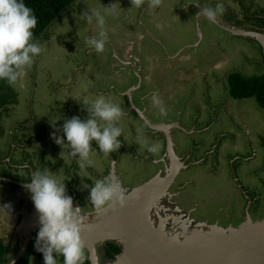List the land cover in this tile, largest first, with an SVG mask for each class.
Listing matches in <instances>:
<instances>
[{"label":"rangeland","instance_id":"obj_1","mask_svg":"<svg viewBox=\"0 0 264 264\" xmlns=\"http://www.w3.org/2000/svg\"><path fill=\"white\" fill-rule=\"evenodd\" d=\"M204 1L206 0H203L202 6H204ZM113 3L120 10H124L126 7L131 8L130 0H122V2L121 0H110L103 6L96 0H77L36 41L44 51L34 58V63L30 67L24 70V76L18 84L9 86L5 81H0V180H2L0 189H16L12 182L6 180L13 177L9 174L16 169L14 167L17 165L24 168L19 170L17 177L19 175V178L22 177L26 183L30 181L34 171L50 170L61 181L62 175L65 174L67 194L71 195L68 192L70 190L74 203L80 206L85 232L88 228L91 231L96 229L105 216L118 213L121 208L109 207L103 212L104 214L98 213L91 201L88 202L89 199L82 198L83 196L79 193V188L76 185L79 180V171L76 165L78 161L77 158L70 155V149H66L67 144L63 149L55 142H51L54 146L52 153L45 151L47 149H41V152L35 153L33 149L35 147L38 149L39 146L43 148L48 144L47 132L49 129L56 130L52 127L51 121H57V128L60 129L57 133L60 136L64 135L62 132L64 119L73 117L75 109L72 99L68 98L69 96L59 93L55 96L51 92V88L56 86L54 73H59L65 66L74 75L76 70H81L84 67L87 61L86 52L90 47L87 41L97 37L101 31L95 21L89 24L86 20V15L93 9L101 11L105 15L104 31L106 34L111 32L114 35V30L118 29L112 26L110 17L115 19L118 15H107L103 11L105 7ZM212 3L213 1L205 8H210ZM249 4L251 3L248 0H241L239 3L241 12L246 13L248 17H250ZM231 6L235 7V5ZM224 7L232 10L230 7ZM134 8L137 14H140L139 9ZM154 12L158 13L159 8H155ZM193 12V7H190L187 15L190 16ZM167 14L169 12H166ZM181 19L183 16L180 12H174V10L169 18L164 16V20H166V24L162 25V29L165 30L164 34L181 33L183 24ZM137 20L138 18H136ZM179 22L181 24H178ZM194 22L190 26L186 22L183 30L185 31L188 26L189 32L199 36L198 21ZM226 37L230 38L231 34L227 33ZM162 41L161 39V43ZM148 43L149 45L146 44V46L154 47L151 42ZM249 45L251 47L249 53L247 52L246 56L237 53L238 60L233 62L235 69L229 66L230 72L226 75V80L222 78L219 81L218 85L221 86V89L218 88V95L220 98L215 99L212 82L210 86L205 84L204 100L205 106L208 108L207 116H204L205 111L199 103L192 106L194 100L174 101L169 99L162 107L163 112L167 113L169 106H174L172 109H176L179 114L175 118L177 122H182L181 126L183 127L188 123L186 122L189 118L187 115L193 108L195 109L192 110L194 115L191 116L192 130H200L202 120L212 126V130H203L201 135L191 136L188 140V150L183 154V156L185 155L183 159L185 166L182 169L181 177L176 178L170 185L162 186L163 193L161 195L149 194L145 206L142 209H136L141 213V217L144 218L148 227L157 231L159 236L164 234L163 239L169 244L165 254L175 264H220L223 261L231 260L236 253L230 250V245L237 241L246 246L248 243H252L259 250H264V109L259 106L255 98L238 101L229 95L228 78L232 74L231 72L235 73L236 71L251 77L264 74V62L252 56L254 47ZM156 46L159 50L165 49L158 42ZM109 53L105 46L104 52L100 54L109 55ZM98 59L101 60L100 57ZM69 60L80 67L77 68V65L73 67ZM254 61L255 63H253ZM258 61L260 64L257 63ZM134 74L131 72L126 76H134L133 80H135L137 77ZM173 80L171 79L169 84ZM64 81L60 83H64ZM144 91L145 87L136 95V98ZM123 92L124 90H114L121 100H125L128 97ZM109 96L112 101L116 102L117 99L114 100L111 95ZM150 102L153 104V97L148 104ZM246 105H249L246 111L237 109V107H246ZM152 109L156 110L154 104ZM164 117L156 116V119L166 123ZM167 117L172 119V116ZM131 119L144 120L143 123L148 124L143 116H128V122ZM152 134H147L146 138L142 136L143 140L147 142L146 144H149L147 139H151ZM131 139H135V136H131ZM120 140L121 148L110 154L115 159H119L121 154L127 156L128 153L127 137L122 134ZM126 142L127 145L124 146ZM136 144L140 145L141 143ZM97 149L99 148L92 147V154ZM167 153L168 150L163 157H166ZM35 155L39 165L35 164ZM48 156L50 157L48 158ZM106 156L107 159L102 160L106 161L105 163L113 164L109 155ZM143 157L146 158H140L144 161H139V163L130 164L128 161L120 163V166L127 171L124 175L126 184H129L132 190L136 189L135 191L156 180L155 176L165 166L162 161L156 164L153 155L149 152L145 153ZM180 157L182 158V154ZM92 167L94 173L97 174L100 173L99 171L105 170V166L100 170L99 165ZM128 196V202L137 198V195L133 193ZM7 201L4 199L0 206L5 211L3 214H8L2 219V222L0 220V238L10 244L16 236L23 246L26 241L25 231L27 229H25V224L23 226L20 223H18L20 227L15 228L13 213L7 211L9 205ZM17 207H20L19 203H17ZM0 211L2 210L0 209ZM88 215L95 219H89ZM36 219L39 220V218ZM114 221L117 219L115 218ZM113 226L116 227V225ZM32 227V239H36L39 228L35 224ZM133 236V245L136 247L131 250L134 257L130 258V263L128 257L125 258L128 250L120 241L122 238L117 237V234L112 237L107 236L106 240L99 238L94 242L91 251L85 248L87 250L86 258L93 261L97 257L98 264H156L159 260L158 256L153 258L146 254L143 250L144 247L137 246ZM222 240H224V244L221 243ZM229 240H234V242H228ZM111 244L118 246L120 250L109 249ZM106 246L107 248H105ZM189 248L191 249L189 250ZM104 249L107 252L110 251L112 256H107ZM20 252L19 249L16 255ZM36 255L37 253L33 255L35 257L33 264H44V258ZM159 258L161 259L162 256ZM60 260L61 257H58L57 264H63Z\"/></svg>","mask_w":264,"mask_h":264},{"label":"crops","instance_id":"obj_2","mask_svg":"<svg viewBox=\"0 0 264 264\" xmlns=\"http://www.w3.org/2000/svg\"><path fill=\"white\" fill-rule=\"evenodd\" d=\"M96 1L103 6L110 0ZM212 1L213 3L210 8L215 9L213 7L214 5L223 4L232 10L225 8L224 13L218 16L214 22L210 21L206 16L201 14L199 7L205 8ZM248 1L251 3L248 6L250 17L246 16V13L241 12V7L239 6L241 0H206L204 1V6L201 5L203 0H161L160 6L157 7L159 8L158 13L154 12L155 8L149 7L147 2L138 8L140 14H137L134 7H126L124 10L117 9L118 16L115 19H112L111 16L110 21L112 22V26L118 30H114V35L111 32L107 34V40L105 42L110 56L108 54H98L93 47H89V50L86 52L87 61L81 70H76L73 75L72 71L64 66L62 68L63 70L59 73H54L56 86L51 88V92L55 96L59 93L63 96H69L68 98L72 99V104L75 109L73 110L72 116H79L81 119H86L89 116V113L84 109L82 103H78L72 98L73 96L92 101L100 95L112 100L109 96L111 95L114 100L117 99L116 102H113L119 104L120 107L122 106L121 109L124 112L119 126L122 128L123 134L127 137L126 141L129 144L127 156L121 154L119 159H115L114 156L109 155L108 157L111 158L113 164L105 163L106 161L102 159H107V156L93 142L92 147L99 148L92 154L94 166L99 165V170L105 166V170L99 171L100 173L97 174L92 170L93 167L81 169L77 162L79 180L76 185L79 188V193L83 196L82 198L88 199L90 191V188L83 186L84 184L92 186L96 180L102 179L110 173L119 177L128 195L138 193V191H135L136 189L132 190L131 186L126 184L124 175L127 171L120 166V163L128 161L130 164H134L139 163V161H144L140 158H144V154L148 151L145 146L147 142L143 140L145 143H141V139L139 138L141 134L145 137L147 134L153 133L151 139H147L149 143L147 145H160L158 153H149L153 155V160L156 164L160 161L165 163L162 171H157L159 173L155 176L157 178L156 180L159 182L165 181V178L170 177V171L177 166L180 167V171L175 176V179L180 178L182 169L185 166L183 164L185 155L183 156V154L188 150V140L191 136L201 135L203 130H212V126L206 123L205 120H202L201 129L192 130L193 121L191 116L194 115L192 110L195 108H191L192 110L187 115L189 116L186 120L188 123L183 127L181 126L182 122H177L175 118L179 114L176 109H172L174 106H169L167 113H165L159 110L160 108L158 107H156V110L152 109L153 104L151 102L148 104V102L153 97V94H156L162 101L161 107L169 99H173L174 101L194 100L192 106L199 103L205 111L204 116H207L208 108H206L204 100L206 91L205 84L207 83L210 86L212 82V88L215 89L214 97L215 99L217 97L220 98L218 88L221 89V86L218 83L222 78L226 80V75L230 72L229 66L235 69L233 62L238 60L237 53L246 56L247 52L249 53V48H251L249 44H251L254 47V54L252 56L264 62V0ZM125 5L127 6L128 4ZM231 5H235V7L232 8ZM190 7H193L194 12L188 16V9ZM173 10L174 12L179 11L181 16H183V19H181L183 22L181 27L182 31L181 33L171 32L170 34H164L165 30L164 28L162 29V25L166 24L164 16L169 18ZM166 12H169V14L166 15ZM136 18H138L137 21ZM193 21H195L194 23L198 21L199 36L189 32L188 26L185 31L183 30L186 22L190 26ZM178 24H181V22ZM122 26H125V28H122ZM227 33L231 34L230 38L226 37ZM161 39L163 40L162 43ZM148 42H151L154 47L146 46V44L149 45ZM157 42L161 44V47H165V49H157ZM130 53L134 54L135 57L130 59ZM69 61L73 67L77 65L75 62ZM79 67L80 65H77V68ZM138 68L140 69L138 70ZM131 72L135 73L134 75L138 80L137 78L133 80L134 76H126ZM171 79L174 80L169 84ZM63 80H65L64 83H60ZM144 87V93L139 94L136 98V95ZM114 90H124L123 93L128 98L121 100L114 93ZM47 96L49 97V95ZM57 96L60 97V95ZM249 99L251 98L237 100L248 101ZM222 106H224L223 103ZM248 106H240L237 109L246 111ZM128 116H143L149 125L143 123L144 120L138 121L131 119L128 122ZM156 116H165L164 122L166 123L159 122ZM167 116H172V119H169ZM170 122L172 123L167 124ZM52 132L50 129L47 132L48 144L43 148L41 146L38 149L35 147L33 149L35 153L41 152V149H47L45 151L49 153L53 152L54 146L51 142H54V140L51 138ZM131 136H135V139L130 140ZM127 142L126 144L124 143V146L127 145ZM136 143L141 144L138 145ZM67 148L69 147L67 146ZM166 150H168V153L166 157H163ZM172 152H175L178 156L182 154V158L179 156L180 162L175 164L177 159L172 154L170 155ZM162 157L163 159H161ZM34 160L35 164L39 165L36 155L34 156ZM14 168L16 169L12 170L9 174L13 177H10L6 181L9 180V182H12L16 186V189H0V206L4 199L8 200L7 203L9 205L7 206V211L13 213L15 228H19L18 223H20L21 225L25 224L26 229L31 227V219L38 218V214L30 194L24 187L26 182H24L22 177L19 178V175L17 177L19 170L24 168L19 165ZM65 178V174L62 175V182H66ZM1 182L2 180H0ZM68 192L72 195L70 190ZM17 203L20 204V207H17ZM0 209L2 210L0 211V220L2 222V219L7 217L8 214H3L5 211L2 207ZM88 217L89 219H95L93 216L88 215ZM17 244H21V241L15 236L12 243L10 242L11 249L14 250ZM36 253L37 257H43V254L38 251H35L33 255ZM33 255L32 264L35 259ZM60 261L63 262L62 256Z\"/></svg>","mask_w":264,"mask_h":264},{"label":"clouds","instance_id":"obj_3","mask_svg":"<svg viewBox=\"0 0 264 264\" xmlns=\"http://www.w3.org/2000/svg\"><path fill=\"white\" fill-rule=\"evenodd\" d=\"M147 2L151 8H157L161 0H130L131 7L140 8ZM107 15H116L115 3L104 8ZM201 14L210 21L222 15L225 11L223 4L213 8H201ZM89 24L93 21L99 25L101 31L97 37L87 41L96 52L105 50L107 34L104 31L105 15L93 9L86 15ZM38 18L25 0H0V81L9 86H16L24 76V70L34 63L44 49L34 39V29ZM89 113L88 118L79 116L65 118L62 126L63 136H58L57 121L52 123L56 129L51 138L63 149L70 148V155L77 158L79 167L85 169L94 166L92 159V143L98 144L105 155H110L121 148L120 137L123 134L119 122L124 116L119 104L100 95L96 99H79ZM154 106L160 108L162 101L153 94ZM140 131V130H138ZM143 141L142 134L139 137ZM149 153H158L160 145H147ZM63 152V151H62ZM90 188L88 199L97 212H104L107 208L126 207L129 196L120 179L115 174H109L98 179ZM30 194L39 218V230L35 240L36 251L43 254L44 264H57L58 257H63V264H85L86 250L82 232L84 218L80 214V206L74 203V198L67 194V186L50 170L34 171L30 181L24 185Z\"/></svg>","mask_w":264,"mask_h":264},{"label":"water","instance_id":"obj_4","mask_svg":"<svg viewBox=\"0 0 264 264\" xmlns=\"http://www.w3.org/2000/svg\"><path fill=\"white\" fill-rule=\"evenodd\" d=\"M171 154L175 159H177L175 164L180 162L179 156L175 152H172ZM179 171L180 167L177 166L175 169L170 171V177H168L167 181L159 182L158 180H153L149 184H146L138 190V193L136 194L137 198L132 202H128L127 206L121 208L118 213H112L105 216L96 229L92 231L89 228H86L87 232L83 230L82 238L84 240L85 248L89 249L88 251H91L92 247H94V242H96L99 238L106 240L107 236L112 237V235L117 234V237L122 238L120 241L124 243L125 248L128 250L125 258L128 257V261L130 263L129 254L132 253L133 251L131 252V250L136 247V245H133L132 236L134 233L133 237L135 238L138 247L145 248L146 244H150L155 252V256H158V259L160 256H163L164 259L167 260L168 258L165 252L167 251V245L169 244L163 239L164 234L159 236L157 231L148 227L147 223L143 220L144 218L141 217V213L136 211V209H142V207L145 206L149 194L152 193L156 196L161 195L163 193L161 187L172 184ZM115 218L117 221H114ZM33 224L38 225V228L40 226L38 219H31V227L26 228L27 230L25 231V244L21 246L20 254L16 255L9 264L16 263L25 255L31 243ZM107 225L109 226L107 227ZM113 225H116V227ZM108 231H110V233H108ZM228 242L232 243L234 240H229ZM221 243L224 244V240H222ZM247 245L248 246L240 244L238 241L235 244H231L230 250L236 253L234 258L223 261L220 264H264V250H259L255 245H252V243H248ZM190 249L191 248H189V250ZM91 263L98 264L97 257H95Z\"/></svg>","mask_w":264,"mask_h":264},{"label":"trees","instance_id":"obj_5","mask_svg":"<svg viewBox=\"0 0 264 264\" xmlns=\"http://www.w3.org/2000/svg\"><path fill=\"white\" fill-rule=\"evenodd\" d=\"M77 0H25V3L34 10L38 24L34 29V39L37 41L43 32L52 25L56 19L70 8ZM230 95L235 99L255 98L262 109H264V74L260 76H244L235 72L229 76ZM36 240V239H35ZM34 238L31 240L25 255L14 264H32V255L36 251ZM11 245L0 238V264H9L16 256L21 244H17L14 250ZM115 251L120 248L111 244ZM87 251V250H86ZM109 256H112L110 251ZM85 264H92L89 258Z\"/></svg>","mask_w":264,"mask_h":264},{"label":"bare ground","instance_id":"obj_6","mask_svg":"<svg viewBox=\"0 0 264 264\" xmlns=\"http://www.w3.org/2000/svg\"><path fill=\"white\" fill-rule=\"evenodd\" d=\"M134 214V213H133ZM108 233H110V231H108ZM145 250V253L148 254L150 257H153V258H156L155 256V252L152 248V246L150 244H146L145 248L143 249ZM133 253H131L132 255ZM130 255V258H133L134 255L131 256ZM164 257L162 256V258L158 260V262L156 264H165L164 260L166 261V264H175L174 262L171 261V259H163ZM121 262H122V259H121ZM117 264H121V263H117Z\"/></svg>","mask_w":264,"mask_h":264},{"label":"built area","instance_id":"obj_7","mask_svg":"<svg viewBox=\"0 0 264 264\" xmlns=\"http://www.w3.org/2000/svg\"><path fill=\"white\" fill-rule=\"evenodd\" d=\"M135 57V55L134 54H132V53H130L129 54V58L131 59V58H134ZM140 68H138V70H139Z\"/></svg>","mask_w":264,"mask_h":264},{"label":"flooded vegetation","instance_id":"obj_8","mask_svg":"<svg viewBox=\"0 0 264 264\" xmlns=\"http://www.w3.org/2000/svg\"><path fill=\"white\" fill-rule=\"evenodd\" d=\"M180 177H181V176H180ZM105 248H107V246H106ZM104 250H105V249H104ZM105 253H106L107 256H109V254H108V252H107L106 250H105Z\"/></svg>","mask_w":264,"mask_h":264}]
</instances>
